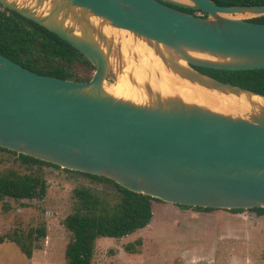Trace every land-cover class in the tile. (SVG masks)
Returning a JSON list of instances; mask_svg holds the SVG:
<instances>
[{
    "label": "water",
    "instance_id": "water-1",
    "mask_svg": "<svg viewBox=\"0 0 264 264\" xmlns=\"http://www.w3.org/2000/svg\"><path fill=\"white\" fill-rule=\"evenodd\" d=\"M79 51L88 81L33 72L0 54V148L62 169L107 178L165 203L213 209L264 208V95L194 67L264 68V4L212 0H0ZM174 6L199 10L183 12ZM248 14L250 18H236ZM108 30V31H107ZM122 36L118 33H121ZM115 33V34H114ZM167 71L240 100L220 112L163 93L149 81L152 56ZM139 59V60H138ZM156 74L157 71L153 70ZM139 100L115 96L118 79Z\"/></svg>",
    "mask_w": 264,
    "mask_h": 264
},
{
    "label": "trees",
    "instance_id": "trees-1",
    "mask_svg": "<svg viewBox=\"0 0 264 264\" xmlns=\"http://www.w3.org/2000/svg\"><path fill=\"white\" fill-rule=\"evenodd\" d=\"M218 5H259L264 0H212ZM173 7L195 16L202 14L199 10ZM253 22H264V17L248 19ZM0 54L15 63L38 74L73 81H88L93 73L91 63L70 44L44 27L28 20L18 13L8 10L0 4ZM209 76L224 82L238 85L245 89L264 95V68L251 70H215L197 68ZM0 151L12 155L17 168L8 167L0 171V201L4 210L8 201L19 202L21 206L29 205L32 200L44 198L47 189L42 167L56 165L0 148ZM19 168V169H18ZM75 176L105 183L115 190L114 199L100 195L91 187L77 186L72 191L71 212L64 217L62 224L71 237L66 244L64 257L66 264H92L95 252V240L98 237L122 238L139 229L145 228L154 216L152 200L149 196L129 191L115 182L91 174L62 169ZM180 208H192L197 211L220 209L190 207L177 205ZM257 215H264V208L250 209ZM230 212H242V209H229ZM46 237L44 224L28 229L15 228L0 236V243H14L27 257L41 248ZM140 238L124 245L128 253L138 254Z\"/></svg>",
    "mask_w": 264,
    "mask_h": 264
},
{
    "label": "rangeland",
    "instance_id": "rangeland-1",
    "mask_svg": "<svg viewBox=\"0 0 264 264\" xmlns=\"http://www.w3.org/2000/svg\"><path fill=\"white\" fill-rule=\"evenodd\" d=\"M12 157L0 151V171L17 168ZM42 173L47 183L43 199L24 201L27 206L9 200L7 210L0 201V236L44 224L41 248L27 258L14 243H0V264H66L64 252L71 234L62 220L72 211L73 189L83 185L108 199L115 197L114 188L105 183L51 166H43ZM152 213L145 228L122 238L98 237L92 264H264V215L251 210L197 211L154 200ZM138 238L142 240L139 253L126 252L124 245Z\"/></svg>",
    "mask_w": 264,
    "mask_h": 264
},
{
    "label": "bare ground",
    "instance_id": "bare-ground-1",
    "mask_svg": "<svg viewBox=\"0 0 264 264\" xmlns=\"http://www.w3.org/2000/svg\"><path fill=\"white\" fill-rule=\"evenodd\" d=\"M118 34L122 36L123 33L121 31V33ZM132 45H134L135 50L139 52L141 51V55L145 56L143 59H138L139 64L135 69L137 79L141 80L145 75L141 66L146 65L145 61L152 55L149 49H147L141 42H129L127 39L122 40V46L126 50H130ZM147 67L150 69L149 81L151 86L158 88L163 93L178 94L187 102L204 105L220 112H242V107L239 104L241 103L240 100L207 90L175 76L161 66L153 56L152 64ZM153 70L157 71V73L155 74ZM106 90L115 96L131 99L133 101H138L140 98L137 91L122 78L118 79V81L114 84L107 85Z\"/></svg>",
    "mask_w": 264,
    "mask_h": 264
},
{
    "label": "flooded vegetation",
    "instance_id": "flooded-vegetation-1",
    "mask_svg": "<svg viewBox=\"0 0 264 264\" xmlns=\"http://www.w3.org/2000/svg\"><path fill=\"white\" fill-rule=\"evenodd\" d=\"M194 68H195L196 70H198V69H197L198 67H194ZM199 68H201V67H199ZM198 71H200V70H198ZM200 72H202V71H200ZM202 73H204V72H202ZM205 74H206V73H205ZM207 75H208V74H207Z\"/></svg>",
    "mask_w": 264,
    "mask_h": 264
}]
</instances>
